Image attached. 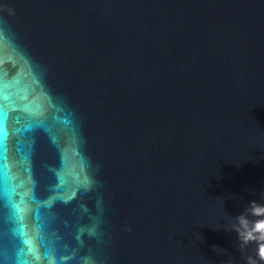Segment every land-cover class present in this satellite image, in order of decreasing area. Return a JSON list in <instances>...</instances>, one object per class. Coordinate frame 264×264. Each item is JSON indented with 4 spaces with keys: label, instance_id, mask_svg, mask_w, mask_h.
<instances>
[{
    "label": "water",
    "instance_id": "obj_1",
    "mask_svg": "<svg viewBox=\"0 0 264 264\" xmlns=\"http://www.w3.org/2000/svg\"><path fill=\"white\" fill-rule=\"evenodd\" d=\"M252 202L264 0H0V264H264Z\"/></svg>",
    "mask_w": 264,
    "mask_h": 264
},
{
    "label": "clouds",
    "instance_id": "obj_2",
    "mask_svg": "<svg viewBox=\"0 0 264 264\" xmlns=\"http://www.w3.org/2000/svg\"><path fill=\"white\" fill-rule=\"evenodd\" d=\"M259 211H264V209L259 208L255 202H252L249 209H246V213L248 214H257ZM262 225H264V221H258L249 227L246 215L241 214L236 217V223L233 225V230L237 232L238 239L241 241L242 245H246L251 239L264 241V231H261ZM257 232L259 235L253 236V233ZM257 255L261 261H264V243H259ZM247 264H256V261L252 257H249Z\"/></svg>",
    "mask_w": 264,
    "mask_h": 264
},
{
    "label": "snow or ice",
    "instance_id": "obj_3",
    "mask_svg": "<svg viewBox=\"0 0 264 264\" xmlns=\"http://www.w3.org/2000/svg\"><path fill=\"white\" fill-rule=\"evenodd\" d=\"M22 243L25 245V247L22 251H24L28 254H31L33 252V248L30 246L29 241L25 239L22 241ZM14 264H15V262H14ZM20 264H27V262H20Z\"/></svg>",
    "mask_w": 264,
    "mask_h": 264
}]
</instances>
